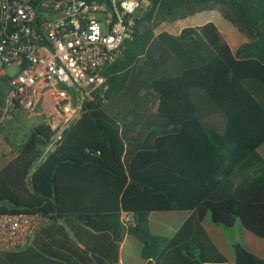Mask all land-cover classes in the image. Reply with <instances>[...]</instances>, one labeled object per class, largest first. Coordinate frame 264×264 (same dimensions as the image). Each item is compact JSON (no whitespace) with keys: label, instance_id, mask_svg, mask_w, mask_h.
I'll use <instances>...</instances> for the list:
<instances>
[{"label":"trees","instance_id":"16d2710c","mask_svg":"<svg viewBox=\"0 0 264 264\" xmlns=\"http://www.w3.org/2000/svg\"><path fill=\"white\" fill-rule=\"evenodd\" d=\"M152 3L173 22L219 6L247 40L235 58L256 65L228 67L198 29L137 34L142 16L105 71L103 98L84 106L58 150L35 166L49 138L38 124L0 170V215L73 216L116 241L128 232L147 264H264L239 244L229 263L200 226L209 214L214 225L238 221L264 239V160L255 154L264 143V0ZM216 117L222 129L208 122ZM173 211L191 212L192 221L169 239L152 234L150 213ZM122 212L134 215V226L121 225Z\"/></svg>","mask_w":264,"mask_h":264},{"label":"built area","instance_id":"2783aa9c","mask_svg":"<svg viewBox=\"0 0 264 264\" xmlns=\"http://www.w3.org/2000/svg\"><path fill=\"white\" fill-rule=\"evenodd\" d=\"M142 0H0V77L8 92L0 127L18 112L49 130L42 164L62 145L84 106L102 99L105 71L133 40ZM15 67L6 77L4 69ZM48 220L42 214L0 215V252L28 247ZM121 225H135L122 212Z\"/></svg>","mask_w":264,"mask_h":264},{"label":"crops","instance_id":"0c3cea01","mask_svg":"<svg viewBox=\"0 0 264 264\" xmlns=\"http://www.w3.org/2000/svg\"><path fill=\"white\" fill-rule=\"evenodd\" d=\"M205 12L212 13L213 10ZM213 13V21L212 19L206 18L201 22L187 23V21L195 15L194 14L185 20L172 21L169 25L162 23L159 30L153 33V35L156 37L160 33L165 32L171 36L177 37L183 29H198L204 41L210 46V48L214 52L216 48L218 49V53L215 52V54H220L228 67H232L235 64L256 65L257 62L253 59L247 60L235 58V51L239 46L246 43L247 40L234 26V29H236L238 33L237 36L234 32L227 33L226 36V33H224L225 26L224 24H221L222 20L225 19L222 18V16L220 17L217 13ZM208 27H211L213 30ZM210 41L213 42V46ZM224 47L229 48L227 53L229 60H226L221 53ZM242 65L239 67H246ZM242 79L246 80L245 77H242ZM208 122L218 129L224 127V122L217 117L209 119ZM255 154L264 160V143L256 149ZM250 160L255 163L254 157H251ZM243 175L245 177H250V171L247 170ZM208 216L210 218L209 214L204 217L200 225L201 228L205 231L206 235L217 249V252L229 263H233L235 252L234 258H227L223 252L227 251L226 246L228 245L224 244L221 239L218 238L219 235H211L206 229L204 224ZM190 221H192L191 212H152L148 217V227L152 234L169 239L173 237L184 223ZM152 224L156 228L155 230L160 231L161 229H167L168 231H171L172 233L170 237L161 236L159 233L156 234L155 232L157 231L152 229ZM195 231L196 229L194 227V232ZM242 231L247 232L243 228ZM194 232L190 237L194 235ZM260 240L264 241V239ZM249 242V245H247V251L258 259L264 260V242L258 243L251 238L249 239ZM179 261L185 263L183 258L180 257ZM0 264H147V262L141 258L140 245L133 236L128 234V232H124L121 239L116 241L110 232L93 231L75 217L63 216L48 219L44 225L35 232L32 242L28 247L18 252H0Z\"/></svg>","mask_w":264,"mask_h":264},{"label":"rangeland","instance_id":"374dc122","mask_svg":"<svg viewBox=\"0 0 264 264\" xmlns=\"http://www.w3.org/2000/svg\"><path fill=\"white\" fill-rule=\"evenodd\" d=\"M153 0H142V5L140 8V15L144 16L137 28V34H140L146 30H151L153 33L157 32L161 27L162 23L169 25L172 23L169 19L161 20L157 15V6L152 3ZM213 12L217 13L220 17L222 16L220 13L219 6H215L213 8ZM211 12H204L198 13L192 16L187 23L191 22H201L204 19H213L214 13ZM223 18V17H222ZM225 26L224 33L234 32L237 36V31L234 29L232 25H230L226 20H222V23ZM209 29L213 30L211 27ZM211 45L213 46V42L210 41ZM218 49H215L217 52ZM221 57L220 54H218ZM224 61V59L221 57ZM15 67H7L4 69L6 73V77L12 75L15 72ZM8 92L7 85L5 83V77H0V108L2 109L5 102V97ZM38 125V120L35 118L28 119L27 116L23 112H18L15 114L13 121L4 124L0 127V169L3 168L8 162L13 160L19 154L21 147L23 146L24 142L26 141L28 135ZM152 218V216H151ZM154 218V217H153ZM152 223V220H151ZM205 227L211 235L216 234L219 235L218 238L221 241L228 245L227 251L223 252L227 258L232 259L234 258V249L233 246L235 244H239L247 251V245H249V239L260 243L264 242L263 240L257 239L256 237L250 235L247 232L242 231V228L237 221L232 228H224L221 226L213 225L210 221L209 216L205 220ZM152 229L156 234L164 237H170L171 231L167 229L155 230L156 228L152 224ZM244 234V235H243ZM215 241V240H214ZM217 243V242H216Z\"/></svg>","mask_w":264,"mask_h":264}]
</instances>
